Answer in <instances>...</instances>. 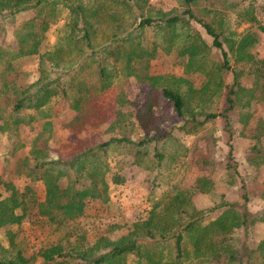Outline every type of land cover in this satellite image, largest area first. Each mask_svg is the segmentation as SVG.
<instances>
[{
    "label": "trees",
    "instance_id": "16d2710c",
    "mask_svg": "<svg viewBox=\"0 0 264 264\" xmlns=\"http://www.w3.org/2000/svg\"><path fill=\"white\" fill-rule=\"evenodd\" d=\"M132 1L136 0H0V32L4 31L8 21L14 20L16 14L30 9L34 11V15L24 20L15 31L17 50L9 48L4 42L0 43V133L6 134L9 140V156L14 157L17 151L28 146L26 155L16 161L13 158V172L30 181H39L44 187V198L37 202L29 185L19 190L12 183L0 179V184L10 191L7 198H1L0 193V225L20 223L28 213L29 206L33 205L36 206V214L46 222L57 225L69 223L71 229L65 236L69 247L56 243L42 249L40 254L44 262L61 257L70 258L75 264H213V258L222 255L224 260L216 264H264V238L255 244H251L248 239L250 227L255 222H264V208L255 213L250 212L246 206L249 199L246 190L240 196V205L220 201L211 207H197L191 194L211 191L212 181L205 177L196 178L194 185L187 187L172 185L160 197L150 198L151 205L146 215L126 223V231L115 239L100 235L89 243L85 239L84 230L76 223L83 215L88 201H109L106 175L111 171L110 159L113 154H121L118 163L128 160L136 164L140 147L158 141V145L152 147L151 158L159 167L165 157L159 146L165 139L173 138V128L193 130L216 117L223 120L228 139L231 140L232 121L229 112L239 106L238 121L246 128L254 109L251 101L257 98L255 88L243 86L236 70H233L223 110L191 113L186 104L193 98L195 89L183 92L179 85L174 87L165 82L164 75H150L147 72V61L143 57L151 55L153 49L140 47L134 41L139 35L137 29L160 21L164 27L176 24L179 21L178 14L168 17L164 15L163 19L158 20L141 18L136 28L127 31L128 35L118 34L112 28L110 33V29L107 31L103 42L95 41L101 23H118L121 14L114 8L118 4L130 7ZM181 1L183 14L196 21L212 38V46L220 50L223 57L220 68H228V54L235 49V41L223 36V31H216L213 23L207 22L204 17L195 15L191 6L196 0ZM242 1L224 2L238 6ZM62 8L67 11L61 35L64 40L41 49L46 31ZM249 12L241 10L237 14L245 17ZM259 29L264 32L263 25ZM195 33V38L184 44L181 53L187 55L186 70L204 73L207 81L199 91L205 92L209 82L213 81V71H205V59L201 52L207 43L199 33ZM257 39L254 33L247 34L240 39L236 48L250 59L251 55L244 49ZM127 42L128 46L125 45ZM30 56L37 57L38 76L27 84L20 83L23 72L20 65ZM121 74L124 77L133 75L139 81L150 84L145 106L129 102L125 95L117 91L112 92L114 79ZM258 76L264 80V74ZM181 82L187 83V80L179 78L175 81ZM261 91L264 93V88ZM159 95L171 108L170 120L182 123L170 131L132 139L125 131L133 124L129 120L130 115L145 108L144 115L152 117L151 103H156ZM110 97V101L117 105L110 125V130L116 128L118 131L116 136L96 143L76 140L63 143L56 149L49 146L51 118L62 109L60 101H65L68 108L74 111L67 126L78 131L85 125L97 126L103 121ZM129 106L133 108H128L129 112L124 111ZM36 122H39V129L26 143L20 136L21 129L24 126L30 129ZM257 132L251 135L254 142L247 150L254 166L264 162V151L259 144L260 134ZM125 154L129 157H125ZM231 154L232 145L229 143L228 156ZM227 167L232 168V165L227 163ZM83 179L89 180L88 184L78 186ZM124 180L121 169L113 172L112 183H122ZM17 208L20 212H15ZM215 210H219V214L204 222L206 214ZM71 236L75 241L73 244L69 241ZM17 259V262L7 259L2 264H27L26 259Z\"/></svg>",
    "mask_w": 264,
    "mask_h": 264
},
{
    "label": "rangeland",
    "instance_id": "374dc122",
    "mask_svg": "<svg viewBox=\"0 0 264 264\" xmlns=\"http://www.w3.org/2000/svg\"><path fill=\"white\" fill-rule=\"evenodd\" d=\"M224 1L196 0L191 8L196 16L204 17V20L213 23L216 31H223V36L235 41V49L228 54V68H220L223 59L220 50L212 46V38L196 21L183 14L184 6L181 0H136L130 3V7L118 4L114 8L121 14V17L117 19L118 23L99 25V33L94 40L103 42L109 29V33L112 28H115L118 34L128 35L127 31L136 28L141 18L150 17L158 20L163 19L164 15L168 17L178 14L179 21L176 24L164 27L160 21L137 29L139 35L134 41L140 44V47L153 49L151 55L143 57L147 61V72L150 75H164L165 82L174 87L179 85L183 92L191 89L198 91L193 93V98L186 104L191 113L223 110L227 86L232 82L233 70H236V75L243 86L255 88L257 98L251 101V107L254 109L246 128L242 127L238 121L239 106H235L229 112L232 121L231 140L228 139L224 122L220 117L209 120L193 130H176L173 127H177L182 121L170 120L171 108L160 95L156 103H151L152 117L144 115L145 108L140 112H133L129 118L133 121L132 127H127L125 130L132 139L138 140L142 137L157 135L170 131L172 128L174 136L172 139H165L163 144L160 143L159 149L165 157L159 167L151 158L152 147L154 144L158 145V141H152L140 147L136 164H131L128 160L118 163L117 159L121 154L111 156L112 168L106 175V181L109 184V201L103 202L99 199L88 201L83 215L76 220V223L84 230L87 242L92 243L100 235L110 239L119 237L126 231V223L146 215L152 199L160 197L172 185L179 187L194 185L198 177L210 179L212 186L209 192L196 191L191 194V199L197 207H211L220 201L236 202L240 205L242 203L240 196L243 190H246L249 197L246 203L248 210L255 213L264 208V162L254 166L247 153L254 142L251 135L255 131H259L257 132L260 134L259 144L264 151V93L261 91L264 88V80L258 76V74H264V32L259 29V26H264V2L263 0H243L237 6ZM241 10L250 12L247 16L241 17L237 14ZM66 13V9L62 8L59 15L51 22L41 49L49 48L56 42L64 40L61 35ZM33 15L34 11L31 9L16 14L14 20L8 21L4 31L0 32V43L4 42L9 48L17 50L15 31L24 20ZM190 27L194 30L189 29ZM195 31L207 43V47L201 52L205 59V71H213V81L209 82V88L205 92L199 91V88L207 81L204 73L186 70L187 55L181 53L184 44L195 38ZM250 33L257 35L258 39L244 49L251 55V58L247 59L243 51L242 54L239 53L236 47L240 39ZM128 44V42L125 43L126 46ZM223 47L227 49L225 43ZM20 69L23 71L20 83L27 84L35 80L38 76L37 57L26 58L21 63ZM179 78H185L187 83H175ZM149 85L147 81H139L133 75L124 77L121 74L114 79L111 90L125 95L129 102L134 101L140 106H145ZM60 104L62 109L51 118L52 131L48 144L52 149L76 140L96 143L118 134L116 128L110 130L117 108L114 101L106 104L103 121L100 124L85 125L78 131L67 126L74 116V111L68 108L65 101H60ZM128 108L133 106L124 108V111L129 112ZM38 129L39 122L34 123L30 129L24 126L20 136L28 143ZM8 143L7 135L0 133L1 181L10 182L19 190L29 185L34 192L35 200L42 201L44 187L41 182L30 181L13 172V158L16 161L26 155L28 146L17 151L13 157L7 152ZM229 143L232 145L231 156H228ZM125 157L129 156L125 154ZM227 163L232 165V168L227 167ZM117 169H121L124 174L125 180L122 183L111 181L112 174ZM88 182L89 180L83 179L78 186H86ZM0 193L1 198H7L10 191L0 184ZM36 210V206H29L28 213L20 223L0 225V264L7 259L17 262L19 260L17 257L26 259L27 264H75L74 260L61 257H55V260L50 262L43 261L40 254L42 249L56 243L63 244L65 248L69 247V244L65 242V236L68 235L71 225L46 222L36 214ZM218 211L208 212L203 221L208 222L214 219L219 214ZM15 212L20 210L17 208ZM249 231V242L255 244L259 239L264 238V222H255ZM69 241L70 244L75 242L73 236L69 237ZM223 260L224 256L218 255L213 258L212 263L216 264Z\"/></svg>",
    "mask_w": 264,
    "mask_h": 264
},
{
    "label": "built area",
    "instance_id": "2783aa9c",
    "mask_svg": "<svg viewBox=\"0 0 264 264\" xmlns=\"http://www.w3.org/2000/svg\"><path fill=\"white\" fill-rule=\"evenodd\" d=\"M154 1H161V0H154Z\"/></svg>",
    "mask_w": 264,
    "mask_h": 264
}]
</instances>
